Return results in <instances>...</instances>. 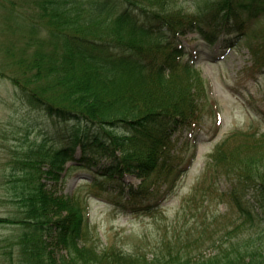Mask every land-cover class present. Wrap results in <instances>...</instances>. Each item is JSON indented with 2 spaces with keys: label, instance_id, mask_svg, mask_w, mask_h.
<instances>
[{
  "label": "trees",
  "instance_id": "1",
  "mask_svg": "<svg viewBox=\"0 0 264 264\" xmlns=\"http://www.w3.org/2000/svg\"><path fill=\"white\" fill-rule=\"evenodd\" d=\"M186 3L192 12L182 8ZM254 3L264 0H25V11L17 12L11 1L0 29L20 32L31 51L18 54L11 40L0 49V74L30 107L65 126L13 168L7 191L14 208L0 216V226L17 235L2 241L11 244L4 264H264V134H244L234 144L241 136L235 134L219 145L183 203L198 212L199 198L218 201L228 212L191 228L175 245L161 241V252L150 258L137 249L99 247L88 228V198L58 189L74 162L94 173L88 197L133 176L140 186H129L121 207L136 215L157 212L145 187H173L185 175L195 151L182 154L173 136L195 131L210 105L182 40L197 34L215 45L224 36L233 47L248 39L254 68L264 69V33L257 41L245 21L234 20ZM221 181L228 183L224 191ZM248 229L255 230L253 240L239 237ZM203 247L216 252L206 256Z\"/></svg>",
  "mask_w": 264,
  "mask_h": 264
},
{
  "label": "rangeland",
  "instance_id": "2",
  "mask_svg": "<svg viewBox=\"0 0 264 264\" xmlns=\"http://www.w3.org/2000/svg\"><path fill=\"white\" fill-rule=\"evenodd\" d=\"M11 1L17 2V12L25 11V0H0V22L11 12L8 11L13 6ZM182 8L189 12L194 10L191 3H186ZM236 19L245 21L250 37L258 41L259 35L264 33V4H251L249 11H238ZM12 23L10 29L15 31L16 24L14 21ZM19 33L4 34L0 29V49H4L13 40L18 46V54L23 55L22 49L27 47L22 45ZM224 40L222 36L215 45H210L197 34H190L182 40L187 57L201 71L206 82L210 105L195 131L185 130L173 136L174 144L182 154L184 151L189 157L195 151L194 160L185 175L173 187H145L149 198L146 201L158 204L157 212L153 215H136L121 207V204L127 202L131 187L137 189L140 186L139 179L126 176L121 188L116 183L111 184L107 187L109 191H104L100 196L88 197L89 192H92L90 183L94 173L77 168L74 162L68 163L65 182L58 189L60 187V191L68 196L80 194L84 202L85 196L88 198V228L95 241L97 237L100 238L99 242L96 241L99 247L109 245L127 252L137 249L150 258L154 252H161V241H170L175 245V240L186 235L191 228L198 229L201 222L209 224L214 214L225 215L228 212L225 204L218 201L202 202V198L198 200V212L183 207V203L200 185L206 166L211 162L210 156L219 145L235 134L241 136L235 138L234 144L237 140H243L244 134H264V69L254 68V59L249 49L250 40L240 41L233 47H229ZM27 50L30 53L31 49ZM4 60L0 51V68ZM63 126L44 111L30 107L10 79L0 74V216H7L10 208H14L8 201L10 193L7 188L17 159L25 158L28 151L37 146L46 134H52ZM217 187L219 191H224L228 183L221 181ZM253 232L255 230L248 229L239 237L253 240ZM12 235H17L14 227L0 226V264H4L2 253L10 251L11 247V244L2 241ZM251 236L253 239H250ZM231 240L235 241L233 238ZM199 251L209 256L216 252V248L203 247Z\"/></svg>",
  "mask_w": 264,
  "mask_h": 264
}]
</instances>
